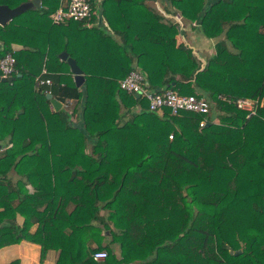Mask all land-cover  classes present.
<instances>
[{"label":"trees","instance_id":"trees-1","mask_svg":"<svg viewBox=\"0 0 264 264\" xmlns=\"http://www.w3.org/2000/svg\"><path fill=\"white\" fill-rule=\"evenodd\" d=\"M62 1L0 25V57L16 59L14 79L0 80V248L25 239L40 262L53 252V264H115L108 230L137 252L124 253L133 264H264V0H165L178 19L148 0H99L105 29L85 24L95 0L88 19L53 22ZM184 22L222 35L204 65L179 39ZM61 51L82 69L81 89ZM110 54L124 63L110 67ZM132 69L150 89L207 97L209 111L149 110L119 85ZM39 74L51 84L36 89ZM56 89L76 98L71 112L50 109ZM80 115L84 130L72 121Z\"/></svg>","mask_w":264,"mask_h":264},{"label":"built area","instance_id":"built-area-1","mask_svg":"<svg viewBox=\"0 0 264 264\" xmlns=\"http://www.w3.org/2000/svg\"><path fill=\"white\" fill-rule=\"evenodd\" d=\"M90 15L91 5L89 0H63L51 13V19L53 22L59 23L70 18L76 20L88 19ZM85 24L90 25L89 22ZM15 62V56L11 52L0 57V77L10 76L15 70ZM41 73H46V69L43 68ZM144 80L140 69H132L120 79L119 85L127 92L132 94L139 93V96L145 97L148 101L149 110L155 111L160 115L163 114L164 108H168L172 114H177L180 110L207 113L210 109L209 100L204 96L181 94L172 88L163 90L150 89V87L145 85ZM51 82L49 77H43L39 74L35 77V88L38 89L42 85H49ZM235 103L239 108L248 109L250 111L249 114L255 111V101L251 98L240 97L235 99ZM260 104H262V101ZM65 105L68 106V103L66 102ZM215 119L216 117L212 121H215ZM207 122L208 119L204 116L200 119L199 125L203 126ZM106 255V250H98L93 253V257L96 259H103Z\"/></svg>","mask_w":264,"mask_h":264},{"label":"crops","instance_id":"crops-1","mask_svg":"<svg viewBox=\"0 0 264 264\" xmlns=\"http://www.w3.org/2000/svg\"><path fill=\"white\" fill-rule=\"evenodd\" d=\"M29 1H32V0H29ZM29 1H24V2H29ZM95 2L97 4V7H96L97 12L92 22L90 23V27L96 26V27L105 29L106 27H108V24L106 20L104 19V17H102L101 12L99 11L100 10L99 0H95ZM148 3L152 6H155L164 16L173 17L174 19H178L177 18L178 16L173 15L169 12H166L167 7L165 6V4L167 3L165 2V0H148ZM33 5L34 4H32V6ZM40 5H41V0H40ZM183 25L184 26L181 28L179 32V39L184 41V43H186L188 46H190L193 49V52L196 54L198 59L201 61V65H204L207 59L211 56V54L215 52L216 41L220 40L222 35L217 38L207 37L206 35H204V33L202 32L200 28L191 27L187 23ZM114 36L117 37V35H114ZM80 42L84 43L85 41L81 39ZM19 45L21 49V47L23 46L22 44H19ZM0 47H1V42H0ZM104 49L105 47L103 46V50ZM108 60H109L110 67L124 63L123 57L117 54H110L108 57ZM61 68L64 71L65 76H67L68 78L70 74L72 80L74 81V74L71 72L68 62L66 64L63 63ZM84 79H85V76H84ZM63 83L64 82H62V84ZM77 87L79 89L82 88V86H77ZM67 94H68L67 97H70V98H64L62 96L64 95L63 92L57 91L56 89V91L52 93V97L58 99L61 102L60 108H65V109L67 108L66 110L71 112L73 106L76 103V98H74L73 95L69 93ZM66 102L68 103V106L65 105ZM50 106H51L50 109L56 110L53 104L51 103V101H50ZM73 120L75 122V126L80 127L81 130H84L83 120H82L81 115L79 118H75V116H73L72 121ZM89 143H90V140L88 141V144ZM105 233H106V238L104 240V244H108L112 252L114 253L113 255L115 256V264H119L118 261H121L120 264H133V262H126V261L124 262L123 256L125 253V255H127L128 257L133 258V257H136L137 252L131 250V248H127L125 249L124 252H122L121 246L119 244L120 241L118 239L113 240L111 234L108 233V230H106ZM13 258H18L21 264H53L55 253L49 252L46 259L43 262H40L39 261V246L36 243L29 242L23 239L18 243L0 248V262L1 263H7Z\"/></svg>","mask_w":264,"mask_h":264},{"label":"water","instance_id":"water-1","mask_svg":"<svg viewBox=\"0 0 264 264\" xmlns=\"http://www.w3.org/2000/svg\"><path fill=\"white\" fill-rule=\"evenodd\" d=\"M32 4H34L35 6H39L40 0H32L29 2H22L15 7H9L8 5L0 4V25L6 24L14 15H16L17 13L21 12L22 10H24L28 7H31ZM12 47L14 50H16L18 48L20 49V45L18 43H12ZM59 56L68 62L70 69H71V72L74 74L75 84L77 86H81L83 84V81H84V74H83L82 69L76 63L75 59L72 56L68 55L67 51H61ZM140 71L143 74V77L145 79L144 80L145 85L147 87H150V81L148 79L146 71L143 69H140ZM13 79H14L13 75H10L8 77H0V80H2V81H5V80L10 81ZM134 95H135V97H139V93H135ZM46 97L48 99H50L51 103L53 104V106L56 110L61 107V102L58 99L52 97V93L47 92ZM228 248H229V251L231 253H233V248L231 246H228ZM238 252H240V249L235 251V253H238Z\"/></svg>","mask_w":264,"mask_h":264},{"label":"rangeland","instance_id":"rangeland-1","mask_svg":"<svg viewBox=\"0 0 264 264\" xmlns=\"http://www.w3.org/2000/svg\"><path fill=\"white\" fill-rule=\"evenodd\" d=\"M96 7H97V4H96ZM78 28H82V26L80 25ZM215 121H216V122H219L218 117H216ZM215 121H214V122H215ZM28 187H29L30 190H32V188H31L30 185H28ZM102 211H103V210H102ZM103 212H104V211H103Z\"/></svg>","mask_w":264,"mask_h":264}]
</instances>
